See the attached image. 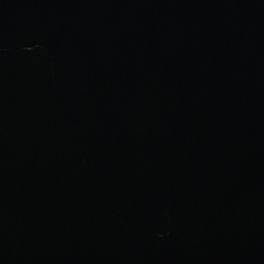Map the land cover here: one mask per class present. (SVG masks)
I'll use <instances>...</instances> for the list:
<instances>
[{
	"label": "water",
	"instance_id": "1",
	"mask_svg": "<svg viewBox=\"0 0 264 264\" xmlns=\"http://www.w3.org/2000/svg\"><path fill=\"white\" fill-rule=\"evenodd\" d=\"M0 264H264V0H0Z\"/></svg>",
	"mask_w": 264,
	"mask_h": 264
}]
</instances>
